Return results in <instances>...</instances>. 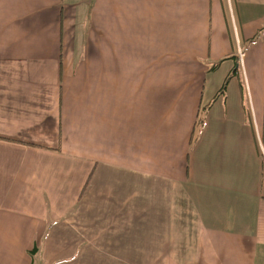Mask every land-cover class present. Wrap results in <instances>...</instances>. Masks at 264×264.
I'll return each instance as SVG.
<instances>
[{
	"label": "crops",
	"instance_id": "crops-1",
	"mask_svg": "<svg viewBox=\"0 0 264 264\" xmlns=\"http://www.w3.org/2000/svg\"><path fill=\"white\" fill-rule=\"evenodd\" d=\"M262 28L264 0H0V264H264Z\"/></svg>",
	"mask_w": 264,
	"mask_h": 264
},
{
	"label": "trees",
	"instance_id": "trees-1",
	"mask_svg": "<svg viewBox=\"0 0 264 264\" xmlns=\"http://www.w3.org/2000/svg\"><path fill=\"white\" fill-rule=\"evenodd\" d=\"M263 36H264V28H262V29L258 32V34H257L256 36H254L253 38H251L250 40H248V41L246 42V46H244V47L246 48L247 46L256 43V42L259 41L260 38L263 37ZM218 65H219V63L215 64V65L213 66L212 69L217 68ZM228 79H229V76L225 79V81L223 82L222 86L220 87V89L218 90V92L216 93V95L214 96V98L212 99V102H211V103H213L216 99H218L221 95H223L224 90H225V88H226V83H227V80H228ZM208 107H209V106H206V107L203 109V111H202V117L200 118V120H199V122H198V125H199V126H201L202 123H203V120H204V113H205V110H207Z\"/></svg>",
	"mask_w": 264,
	"mask_h": 264
},
{
	"label": "rangeland",
	"instance_id": "rangeland-1",
	"mask_svg": "<svg viewBox=\"0 0 264 264\" xmlns=\"http://www.w3.org/2000/svg\"><path fill=\"white\" fill-rule=\"evenodd\" d=\"M200 120V119H199ZM199 120H198V122H199Z\"/></svg>",
	"mask_w": 264,
	"mask_h": 264
}]
</instances>
